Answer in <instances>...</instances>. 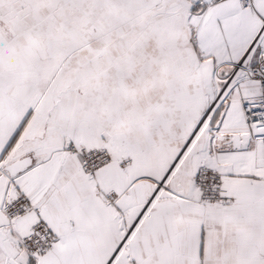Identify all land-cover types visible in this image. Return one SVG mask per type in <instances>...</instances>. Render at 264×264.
<instances>
[{"label": "snow or ice", "instance_id": "6c2138e0", "mask_svg": "<svg viewBox=\"0 0 264 264\" xmlns=\"http://www.w3.org/2000/svg\"><path fill=\"white\" fill-rule=\"evenodd\" d=\"M0 264H264V0H0Z\"/></svg>", "mask_w": 264, "mask_h": 264}]
</instances>
